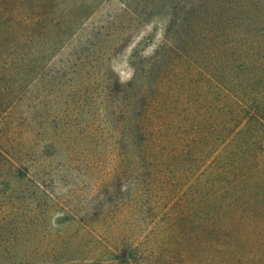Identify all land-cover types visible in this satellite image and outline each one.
Returning a JSON list of instances; mask_svg holds the SVG:
<instances>
[{
    "label": "trees",
    "instance_id": "1",
    "mask_svg": "<svg viewBox=\"0 0 264 264\" xmlns=\"http://www.w3.org/2000/svg\"><path fill=\"white\" fill-rule=\"evenodd\" d=\"M168 1L162 2L169 11L163 40L143 76L118 85L117 103L128 109L123 148L106 152L107 171L96 179L85 215L78 217V200L68 202L72 210L63 219L80 231L89 222L94 233L105 232L109 220L106 239L116 240L119 167L130 159L141 174L124 210L149 214V264L175 251L173 239L189 247L185 264H210L225 254L223 264H264V0ZM6 156L0 151L6 176L0 195L7 198L0 203V264H35L42 257L65 264V252H40L35 243L38 215L47 207L38 194L52 197L42 181L46 168H18ZM85 167L93 172L94 160Z\"/></svg>",
    "mask_w": 264,
    "mask_h": 264
},
{
    "label": "rangeland",
    "instance_id": "2",
    "mask_svg": "<svg viewBox=\"0 0 264 264\" xmlns=\"http://www.w3.org/2000/svg\"><path fill=\"white\" fill-rule=\"evenodd\" d=\"M162 2L169 1L0 0V151L18 168H46L42 181L52 197L38 194L47 207L38 215L35 243L40 252H65V264H149V214L124 210L127 199L135 197L141 174L135 161L119 167L115 209L122 225L116 240L106 239L112 233L109 220L105 232L94 233L88 221V231H80L62 215L72 210L68 202L78 200L83 210L77 211L78 217L85 215L92 187L107 171L106 152L123 148L128 109L117 103L118 85L126 87L141 78L161 44L169 21ZM186 74L190 80L188 69ZM179 77L185 80L184 74ZM181 94H187L186 83ZM141 103L148 106L149 99L141 98ZM90 159L95 169L86 172ZM4 182L6 176L0 174ZM75 186L83 192L70 193ZM0 203L7 198L0 195ZM155 214L166 219L159 210ZM172 242L173 255H161L160 264H185L189 247L183 240ZM222 257L209 263L229 259L228 254ZM40 259L35 264H58L56 258Z\"/></svg>",
    "mask_w": 264,
    "mask_h": 264
}]
</instances>
